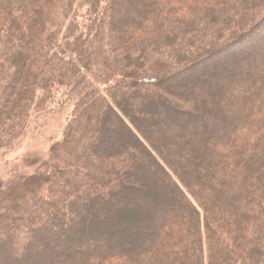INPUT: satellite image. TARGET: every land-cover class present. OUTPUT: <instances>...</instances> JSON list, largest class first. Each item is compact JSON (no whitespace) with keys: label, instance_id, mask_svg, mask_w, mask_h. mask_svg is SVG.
I'll list each match as a JSON object with an SVG mask.
<instances>
[{"label":"trees","instance_id":"trees-1","mask_svg":"<svg viewBox=\"0 0 264 264\" xmlns=\"http://www.w3.org/2000/svg\"><path fill=\"white\" fill-rule=\"evenodd\" d=\"M244 45L264 0H0V144L74 101L0 179V264H264V54L203 68Z\"/></svg>","mask_w":264,"mask_h":264},{"label":"rangeland","instance_id":"rangeland-1","mask_svg":"<svg viewBox=\"0 0 264 264\" xmlns=\"http://www.w3.org/2000/svg\"><path fill=\"white\" fill-rule=\"evenodd\" d=\"M121 4L124 5V2L121 1ZM88 17L85 9L79 10L76 22L81 29L89 25ZM249 46L244 45L235 49V52H232V59L230 60L212 61L203 68H214L217 65L224 66L226 63L240 60L244 56L253 57V59L258 61V56L264 54V46H261L262 49H257L256 53L248 55L249 50L255 48L251 47L249 49ZM252 51H255V49ZM203 68L195 71L194 75L199 77L198 73L204 71ZM186 76L180 79L184 80L188 78ZM165 84L171 85L173 83L169 80ZM68 93L67 87H56L51 102L44 109L30 113L27 127L22 136L14 141L11 139H4V142L2 141L3 143L0 144V179L5 185L20 179V177L34 174L40 165L48 160L52 147L63 140L65 129L72 119L74 107V101L68 97ZM179 108L185 109L181 105ZM216 119L226 120L225 115L221 116L220 114L216 115ZM27 204L29 205V203ZM25 209L24 213H28L30 208Z\"/></svg>","mask_w":264,"mask_h":264}]
</instances>
